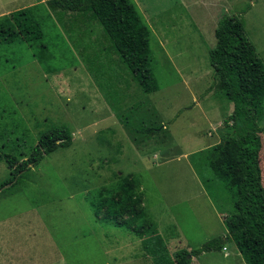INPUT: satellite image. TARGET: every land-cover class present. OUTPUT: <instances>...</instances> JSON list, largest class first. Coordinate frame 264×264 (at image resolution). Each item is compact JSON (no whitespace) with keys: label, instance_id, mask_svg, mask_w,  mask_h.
Instances as JSON below:
<instances>
[{"label":"rangeland","instance_id":"rangeland-1","mask_svg":"<svg viewBox=\"0 0 264 264\" xmlns=\"http://www.w3.org/2000/svg\"><path fill=\"white\" fill-rule=\"evenodd\" d=\"M49 1L0 0V17L30 8L45 33L33 46L0 45V150L11 157L0 163V184L46 131L66 127L73 141L0 190V264H155L134 231L149 223L171 256L226 236L232 194L212 198L189 156L234 135L226 126L234 104L210 64L216 27L237 16L264 63V0H131L151 30L159 86L152 94L126 74L99 22L61 19ZM135 106L144 126L159 128L154 135L132 133L121 122ZM133 117L130 126L140 125ZM260 128L264 184V103ZM126 175L140 196L134 208L145 216L118 227L108 206L95 212ZM131 218L127 212L122 220ZM226 250L191 264L238 262L235 244Z\"/></svg>","mask_w":264,"mask_h":264},{"label":"trees","instance_id":"trees-1","mask_svg":"<svg viewBox=\"0 0 264 264\" xmlns=\"http://www.w3.org/2000/svg\"><path fill=\"white\" fill-rule=\"evenodd\" d=\"M47 6L61 19L71 14L85 21L99 22L111 43L109 46L113 47L112 53L118 57L126 74L147 94L159 90L151 67V30L131 0H50ZM44 38L42 25L30 8L0 17V45L26 41L33 46ZM215 38L216 46L209 52L210 64L219 87L234 104L233 113L226 122L227 127L233 128L234 135L228 133L219 144L192 154L189 159L212 198L216 200L227 190L231 192L233 218L225 222L226 236L207 242L199 250L182 249L174 256L170 255L164 238L153 223L135 228L144 251L153 257L155 264H191L194 257L221 252L228 243L235 244L246 264H264V184L260 156L263 148L260 122L264 103V63L237 16L222 17ZM41 47L42 51L47 50L45 45ZM137 107L133 113L120 115L121 122L132 133L145 137L154 135L159 128L144 126L145 120H139L135 115L139 110ZM132 114L140 125L130 126ZM72 141L66 127L43 133L25 159L12 162L10 177L0 184V190L9 191L33 167L59 148L70 147ZM8 158L11 159L0 150V163L10 162ZM132 179V175L119 177L113 200L99 204L96 215H101V208L108 206L107 215L118 227H131L137 218L144 217L145 213H138L134 208L138 205L134 197L140 196ZM127 212L132 218L123 221Z\"/></svg>","mask_w":264,"mask_h":264},{"label":"crops","instance_id":"crops-1","mask_svg":"<svg viewBox=\"0 0 264 264\" xmlns=\"http://www.w3.org/2000/svg\"><path fill=\"white\" fill-rule=\"evenodd\" d=\"M228 232V231H227ZM238 250V249H237ZM227 251V250H226ZM238 253L240 254V252L238 251ZM225 258H229V257H225ZM236 260L238 262H233L232 258H230V261L233 262V264H246L244 259L242 258L241 254L240 257H236Z\"/></svg>","mask_w":264,"mask_h":264},{"label":"built area","instance_id":"built-area-1","mask_svg":"<svg viewBox=\"0 0 264 264\" xmlns=\"http://www.w3.org/2000/svg\"><path fill=\"white\" fill-rule=\"evenodd\" d=\"M226 250V249H225Z\"/></svg>","mask_w":264,"mask_h":264}]
</instances>
